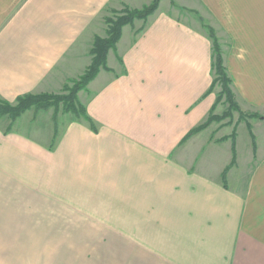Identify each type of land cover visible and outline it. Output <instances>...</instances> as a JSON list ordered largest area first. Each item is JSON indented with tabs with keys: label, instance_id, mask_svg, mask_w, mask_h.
Masks as SVG:
<instances>
[{
	"label": "crops",
	"instance_id": "0c3cea01",
	"mask_svg": "<svg viewBox=\"0 0 264 264\" xmlns=\"http://www.w3.org/2000/svg\"><path fill=\"white\" fill-rule=\"evenodd\" d=\"M144 1L0 0V99L48 91L68 54L92 42L85 35L106 6ZM203 1L252 5L234 24L246 34L232 33L234 53L223 54L236 97L262 116L250 121L255 144L234 123V140L233 126L213 123L185 139L216 103L212 42L159 7L110 53L118 74L102 71L84 91L95 128L69 116L54 137L52 123L43 134L32 119L28 131L22 116L0 117V243L35 226L40 210L52 214L36 225L65 236L54 242L75 244L81 227L124 231L90 235L99 245L85 251H48L41 264H264V0Z\"/></svg>",
	"mask_w": 264,
	"mask_h": 264
},
{
	"label": "rangeland",
	"instance_id": "374dc122",
	"mask_svg": "<svg viewBox=\"0 0 264 264\" xmlns=\"http://www.w3.org/2000/svg\"><path fill=\"white\" fill-rule=\"evenodd\" d=\"M153 1L154 0H145L144 2H142L143 4L141 3L142 5L140 4L141 6L139 5L137 7L131 6L129 4H123L122 6H120V4L119 5L109 4L108 6H106L104 11L99 15L96 23L94 24V27L92 29L94 33L85 35V38H87V36L89 35V37L92 38V42L90 43V41L87 38V43L84 46V48H81L80 50L75 49L73 52H70V54H68L66 59L62 62L63 65H60L54 71V76H55L53 80L54 82L51 85H49L51 88L48 91L38 92V94L39 93H49L51 95L70 96L69 95L70 90L73 89L74 87H79L78 88L79 90L77 91L78 92L77 100L75 103L77 104V102L79 101V103H81V105L85 107L83 101L85 100L86 95L84 91L89 90V86L92 83V81H94L99 76V74L102 73V71H105L108 76H111L115 73L118 74L119 68H117V66L115 65V61H117V59H115L114 55L110 53H112V51L114 50L119 55L120 48L125 45L127 46L128 41L132 40L133 38L135 39L137 35L145 29L146 25L150 22L152 18L151 16L157 13L156 11L159 10V7H161V9L168 10L167 13L173 18H176V20L179 23L184 24L187 27L192 28L195 31L202 33L204 36L210 39L207 28L204 27L203 21L200 20V18H202L205 24L211 26L214 29L217 37L220 40L221 50L223 49L222 54L223 53H225L226 55H228V53L233 54L234 51L232 49L233 47H232V38H231L232 33L235 34L236 39L239 38L238 32L246 34L245 31H242V32L240 31L241 27H239L238 25L235 27L234 24L241 21V20L239 21L238 18H241L243 16L248 17L251 14L250 10L252 6L250 3H240V4H228V3L225 4L224 3L226 6V9L229 6H230V9L219 11L216 8L215 3L214 4L210 2L206 3L203 0H159L158 7L153 13L149 14L146 18H135L132 23H127L122 27L121 37L115 43L114 47L108 48L107 53L105 54V62H104L105 66L100 67L99 72L84 85L82 83L84 82L83 77L85 76L86 72L88 71V68L90 67L95 57V54L92 52L95 37L97 35L103 38L108 37V28L110 25V21L116 20L117 16L122 15L124 13L125 8L142 9L146 6H150ZM235 6H237V8H235ZM125 27H127L128 29L126 32V37L123 38L124 36L123 30ZM238 51L239 49L236 47V52ZM240 51L241 53L239 54H242V53L245 54V50H240ZM223 57H224V54H223ZM224 64H225V59H224ZM231 88L234 92L235 88L233 84ZM212 91H214L215 93L216 92L219 93L221 91V87L219 86V84H216L210 92ZM235 97H236V94H235ZM17 99L14 103H11L9 101L8 102L11 103L12 105H15L17 104L16 103ZM235 99L239 104V110L237 109L231 110L228 105V102H226L225 99L217 101V98H216V103H214V105L212 106V109L209 115L210 114H213L215 116L216 115L220 116L223 114H226V115L222 117L221 119L211 120L208 125L213 123L212 128H214V126H217V125L219 126V124H221L220 125V128L222 129L221 132L224 130L230 131L231 129L230 126H233L232 125L233 123L235 124L236 128L238 127V125L239 126L243 125V127L247 125L249 129L248 124H251L250 123V121H252L251 118L253 117L259 118V117L251 115L253 111L247 108L245 104H241L237 97ZM57 108H58L57 130H55V124L53 121V116L56 111L54 107H51L50 109H45V110L44 109L38 110L35 106H33L30 109H27L21 115L22 117L20 116L21 117L19 119V121L21 120L20 124L22 125L25 124L26 130L28 131H30L29 128H30V124L32 123H33L32 125L35 126V128H39L40 126H43V130L41 132L43 134L45 133L51 134L52 129L46 128L45 124L52 123L54 124V137H56L57 133L61 129L60 123L62 124L67 123L69 121V118H68L69 116H75V117H80V118L84 117V116H79L76 113L71 112V111L66 112L64 110V105L62 101L58 103ZM74 108H79V107L74 106ZM230 110H231L232 116H230L231 113L229 115L227 114L229 113ZM242 112L244 113L243 115L241 114ZM25 119H26V122L24 121ZM31 119H32V123H31ZM203 129H201L200 131H202ZM200 131H197L193 135L199 133ZM235 133L236 131L234 127V131L232 135H234ZM202 134H206V133L203 132ZM208 134L205 138L206 140L210 137ZM247 137H248V132L246 133L245 131H242L240 133L239 139L242 145L246 143L245 138ZM233 156H234V153H233ZM235 156H236V144H235ZM234 164L230 163V165H228L229 167L227 166L225 170H228ZM247 168L248 166H245L244 164L241 170L246 171ZM40 204H42V202H40ZM51 214L52 212L50 214H47V212L37 210V212H34L33 221H32L35 226L31 228H28V227L14 228L16 232L14 233V230H13V234H11L10 237L7 236L8 234L4 235V237H2L4 239H2V242L0 243V264H41V261L43 260V256H46L48 254V251H51V250L68 251V250H72L73 246H74V249H80L82 251H85V250H88L89 248H95L96 246L99 245V244L96 245V244L90 243L89 240L92 238V237H89L90 235H93V236L94 234L112 235V233L117 234V232L120 233V231L124 232L123 228L117 227V226L113 228L81 227V232L75 231L73 235L69 236L72 240H77L75 244L58 243V242H54V241H57L56 235L59 238L65 237V236L63 237L59 236V233L61 231H58V230L61 228H53V227L36 225V224H42L43 218L46 215L51 216ZM100 230L103 231L104 233L100 232ZM131 230H132L131 228H125V234L131 233ZM63 231L66 232L67 230L64 229ZM71 236H74V237H71ZM112 236L116 237L115 235H112ZM79 239H83V240L78 242ZM116 244L121 245L119 243H116Z\"/></svg>",
	"mask_w": 264,
	"mask_h": 264
},
{
	"label": "trees",
	"instance_id": "16d2710c",
	"mask_svg": "<svg viewBox=\"0 0 264 264\" xmlns=\"http://www.w3.org/2000/svg\"><path fill=\"white\" fill-rule=\"evenodd\" d=\"M158 1L154 0L150 6H146L142 9H129L125 8L124 13L122 15L117 16L116 20H111L110 25L108 28V37L103 38L99 35H97L94 39L92 52L95 54L94 60L92 61L90 67L88 68V71L86 72L85 76L83 77L82 82L84 85L91 80L98 72L99 68L102 66H105V54L107 53L108 48L114 47L115 43L119 40L122 34V27L127 23H132L135 18H146L149 14L153 13L156 8L158 7ZM201 21H203V25L208 30V35L210 37V40L212 42V48H213V69H214V80L210 87V92L213 87L216 84H219L221 87V91L218 93L217 101H220L222 99H225L226 102H228V105L231 110H239V104L236 101L235 93L233 92L231 86H232V78L227 70V67L224 64V57L221 50V43L219 38L217 37L214 29L205 24L204 20L200 18ZM79 87H74L70 90V96H60V95H51L49 93H27L24 95H21L17 99V104L12 105L8 101L1 100L0 99V117L2 116H9L12 119V122H14L17 118H19L27 109H30L31 107L35 106L38 110L40 109H50L51 107H54L56 109L53 121L55 124V130H57L58 126V103L62 101L64 105V110L66 112L71 111L76 113L79 116H84L87 120L93 124V120L88 115L86 108L77 102V91ZM79 107V108H74ZM231 110L228 115L231 113ZM241 112V111H240ZM244 114L243 112L241 113ZM250 114V113H249ZM226 114L223 115H213L210 114L208 119L201 125L194 127L192 130L188 132V134L185 136V139L196 133L197 131H200L201 129L205 128L209 122L213 119H221ZM251 115L262 117L257 112H252ZM232 116V113L230 114ZM247 116V115H245ZM94 126V124H93ZM249 130L252 134L253 142L255 144V136L252 133V125L248 124ZM95 128V126H94ZM235 138V134L233 135V140ZM233 159L232 164L236 162V156H235V141L233 142ZM226 171L223 174V178L225 179ZM226 183V180H224Z\"/></svg>",
	"mask_w": 264,
	"mask_h": 264
}]
</instances>
